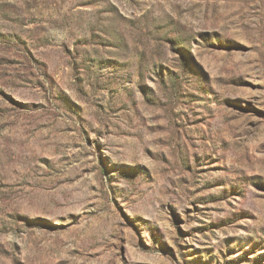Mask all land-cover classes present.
I'll list each match as a JSON object with an SVG mask.
<instances>
[{"label":"rangeland","instance_id":"rangeland-1","mask_svg":"<svg viewBox=\"0 0 264 264\" xmlns=\"http://www.w3.org/2000/svg\"><path fill=\"white\" fill-rule=\"evenodd\" d=\"M0 264H264V0H0Z\"/></svg>","mask_w":264,"mask_h":264}]
</instances>
